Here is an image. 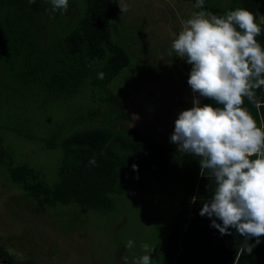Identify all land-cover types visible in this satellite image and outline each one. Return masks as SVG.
<instances>
[{"label": "trees", "instance_id": "trees-1", "mask_svg": "<svg viewBox=\"0 0 264 264\" xmlns=\"http://www.w3.org/2000/svg\"><path fill=\"white\" fill-rule=\"evenodd\" d=\"M183 1L196 4V0ZM79 2L82 8L74 15L61 10L49 15L45 11L51 7L49 0H36L34 4L0 0V113L14 114L17 103L11 100L13 94L23 95L24 102L33 99L43 108L52 104L65 107L67 100L78 98L81 109L78 115L60 122L44 142L46 148L58 147L61 151L55 183L48 185L39 168L14 163L10 147L2 143V138L0 171L35 207L74 203L85 209L108 211L113 206L112 194L146 191L156 184L169 193L173 184L178 185L180 200L170 222L162 264H264V236L247 254L240 252L244 238L234 229L223 239L210 232H219L211 226L214 217L199 213L210 199L215 181L210 170H202L201 175L198 157L164 144L141 128L129 129L122 124L123 120H133L118 94L119 90L126 94L119 83L133 61L128 45L115 36L121 10L116 0ZM240 7L255 15L261 27L256 39L264 48L258 0H205L204 4L218 16ZM184 66L191 70L185 60ZM100 72L103 79L97 78ZM255 92L260 106L247 98L243 106L259 126L264 125V87ZM200 103L216 106L204 97ZM7 129L30 138L17 127ZM93 155L95 166L88 163ZM206 234L212 235L213 241ZM0 264L36 263L0 240Z\"/></svg>", "mask_w": 264, "mask_h": 264}, {"label": "rangeland", "instance_id": "rangeland-1", "mask_svg": "<svg viewBox=\"0 0 264 264\" xmlns=\"http://www.w3.org/2000/svg\"><path fill=\"white\" fill-rule=\"evenodd\" d=\"M69 1L71 15L81 10L80 0ZM122 2L128 11L116 20L115 36L128 45L133 61L119 83L126 94L118 92L133 120L122 124L178 147L170 142L174 122L182 110L193 106L194 94L187 83L190 70L171 45L183 21L200 10L183 0ZM258 18L264 22V0H258ZM11 100L17 103L14 114L0 113L2 143L10 147L14 163L41 169L47 184L52 185L58 180L61 151L46 148L44 142L60 122L81 112L78 98L67 100L65 107L52 104L46 108L33 99L24 102L23 95L13 94ZM8 126L22 129L30 138L9 131ZM157 185L146 191L112 194L113 206L108 211L74 203L35 207L0 171V240L36 264H125V257L127 264H133L144 254L141 243H147L155 247L150 254L153 264H162L180 190L173 184L167 193ZM129 239L134 245L131 249L126 248Z\"/></svg>", "mask_w": 264, "mask_h": 264}, {"label": "clouds", "instance_id": "clouds-1", "mask_svg": "<svg viewBox=\"0 0 264 264\" xmlns=\"http://www.w3.org/2000/svg\"><path fill=\"white\" fill-rule=\"evenodd\" d=\"M117 2L121 13L128 11L127 4ZM49 3L45 11L52 15L66 12L69 0ZM204 4L205 0H196L195 7L201 10L183 21L171 45L176 56L191 65L187 83L194 99L193 106L175 119L170 142L199 158L201 175L207 169L214 177L212 195L199 214L214 217L211 226L221 235L234 229L244 238L240 252L251 254L264 236V125L258 126L243 105L247 98L260 106L255 90L264 87V48L256 39L261 27L247 8L218 16ZM103 77V72L98 73V79ZM199 97L213 100L216 106L201 104ZM88 163L96 165L95 155ZM253 238L255 244L249 243ZM133 246L129 239L126 248ZM141 249L144 254L133 264H153L150 254L155 247L141 243ZM124 261L127 264L126 257Z\"/></svg>", "mask_w": 264, "mask_h": 264}, {"label": "crops", "instance_id": "crops-1", "mask_svg": "<svg viewBox=\"0 0 264 264\" xmlns=\"http://www.w3.org/2000/svg\"><path fill=\"white\" fill-rule=\"evenodd\" d=\"M202 200L204 201L205 199H202ZM208 232H209V229H208V231H207V234H208ZM210 232L212 233L213 236L218 237V238H222V239H223V236H224V235H221L220 232H215L214 229H212ZM207 234H206L207 238H208V239H211L210 241H213V239L211 238L212 235L208 236ZM254 241H255V239L253 238L252 241H250V243H253ZM187 260H189V258H188ZM246 261L249 262L248 259H247ZM250 261H251V260H250ZM249 263H251V262H249Z\"/></svg>", "mask_w": 264, "mask_h": 264}]
</instances>
